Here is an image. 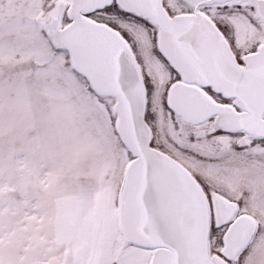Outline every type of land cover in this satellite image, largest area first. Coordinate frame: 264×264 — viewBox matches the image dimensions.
Listing matches in <instances>:
<instances>
[{
	"label": "snow or ice",
	"instance_id": "snow-or-ice-1",
	"mask_svg": "<svg viewBox=\"0 0 264 264\" xmlns=\"http://www.w3.org/2000/svg\"><path fill=\"white\" fill-rule=\"evenodd\" d=\"M13 103L17 264H264V0H0Z\"/></svg>",
	"mask_w": 264,
	"mask_h": 264
},
{
	"label": "rangeland",
	"instance_id": "rangeland-1",
	"mask_svg": "<svg viewBox=\"0 0 264 264\" xmlns=\"http://www.w3.org/2000/svg\"><path fill=\"white\" fill-rule=\"evenodd\" d=\"M24 122L25 112L21 105L13 103L0 111V128L18 129ZM20 143L14 131L0 136V257L8 264H17L22 246L28 242L26 237L31 234V229L23 231L27 223L24 214L36 202V193L15 155ZM62 199V206L58 209L57 198H48L45 207L49 215L59 211L66 220L71 221L78 211L80 215L86 214L87 209H80L71 199V185Z\"/></svg>",
	"mask_w": 264,
	"mask_h": 264
}]
</instances>
